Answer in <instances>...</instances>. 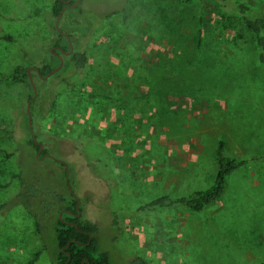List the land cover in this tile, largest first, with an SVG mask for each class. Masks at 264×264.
<instances>
[{
  "label": "rangeland",
  "instance_id": "1",
  "mask_svg": "<svg viewBox=\"0 0 264 264\" xmlns=\"http://www.w3.org/2000/svg\"><path fill=\"white\" fill-rule=\"evenodd\" d=\"M54 1L0 0V36L15 39H0V72L30 69L37 90L28 109L31 81H0V205L8 203L0 211V264H25L44 245L34 264H57L53 230L39 234L15 198L21 169L39 184L73 190L111 264H128L136 251L148 264L264 260V163L252 161L264 153V66L252 33L216 0L203 7L199 0H78L59 26L89 50V63L64 72L63 87V76L41 78L33 69L56 62ZM244 1L264 14V0ZM117 9L112 31L94 37L91 18ZM33 136L51 156L26 142ZM220 139L229 154L252 161L225 198L202 212L138 211L159 195L208 187Z\"/></svg>",
  "mask_w": 264,
  "mask_h": 264
},
{
  "label": "trees",
  "instance_id": "2",
  "mask_svg": "<svg viewBox=\"0 0 264 264\" xmlns=\"http://www.w3.org/2000/svg\"><path fill=\"white\" fill-rule=\"evenodd\" d=\"M182 1L188 4L196 0ZM199 1L203 7L204 0ZM216 1L220 10L226 15V18L236 17L243 27L252 33L259 62L264 66V14L255 13L253 8L244 0ZM71 2L76 3L77 0H72ZM65 5L64 0H55L52 3L50 15L54 18H58L62 11L65 12L70 8H65ZM120 13H122V11L118 9L114 10L100 21L92 17L91 19L95 24L93 30L94 37L101 38L102 35L100 34L102 31L105 32L103 36L112 31L113 28L111 29L110 21L114 19L115 15ZM96 22L103 24L100 27ZM202 22H204L203 12L201 15V23ZM55 32L61 37L60 39H64L66 44H63V41L60 40L54 43L53 46L60 45L68 50L69 44L66 37L60 33L59 27L55 26ZM69 35L71 38L74 37L71 33H69ZM1 38L9 41L15 40L11 35H2L0 36V39ZM202 41L203 29L201 28L198 34V46L202 44ZM49 52L55 58L56 62L51 64L48 63L40 67L42 74L45 76L57 68L61 61L51 49ZM65 60L63 67L55 73L56 75L63 76L59 82L63 87H65L68 82L67 77L62 75L64 72L70 69V67L79 71L84 70L88 66L89 50L76 46L75 50H73L71 55L66 57ZM3 79L21 83L24 81H31L28 70L15 72L11 76H4L0 72V81ZM30 85L31 100L35 95V86L32 82ZM41 96L42 95H40V97ZM26 142L37 150L40 149V145L36 142L34 136L26 138ZM43 152H47V149L44 148ZM6 155L11 157L12 153H6ZM216 161V176L208 187L197 189L183 195H173L171 193L159 195L145 204H142L138 208V211L178 207L202 212L207 206L225 198L229 188L233 184V177L238 170L246 165H250L252 161L264 163V153L254 156L252 161L248 159H239L228 153L225 140L220 139L216 149ZM60 165H65V163L60 162ZM14 177L19 181L15 198L19 202V205L33 217L37 232L44 237L47 230H53L57 251L54 255V259L57 264H111V253L102 247L98 225L84 217V207L81 202L79 203V198L73 193L72 189H68L66 192L61 187L39 184L29 178L22 169L17 172ZM6 206H8L7 202L1 204L0 211L5 210ZM8 210L9 209L6 211ZM80 210L82 211L81 215L78 214ZM115 223H117V219H115ZM45 248L46 245L42 246L37 252L36 257L25 264H34L41 253L45 251ZM128 264H148V262L136 251L129 257ZM258 264H264V260L260 261Z\"/></svg>",
  "mask_w": 264,
  "mask_h": 264
},
{
  "label": "flooded vegetation",
  "instance_id": "3",
  "mask_svg": "<svg viewBox=\"0 0 264 264\" xmlns=\"http://www.w3.org/2000/svg\"><path fill=\"white\" fill-rule=\"evenodd\" d=\"M65 1V8H67V7H71V6H73L74 4H76V3H70V0H64ZM57 20H58V18H57ZM56 27H59V30H60V33L64 36V37H66V39H67V42H68V44H69V49L68 50H66V49H64L62 46H60V45H55V46H53L52 48H51V50H52V52H54V54L55 55H57L59 58H60V60H63V64L65 63V59H66V57H69L70 55H71V53L73 52V50H75V48H76V46L73 44V42H72V38L70 37V35H69V33H67V32H65V31H63L61 28H60V26H59V22H58V25H57V23H56ZM61 37L60 36H58V39H57V41L56 42H58V41H60V40H62L63 42V44H66V42L64 41V39H60ZM55 42V43H56ZM73 46V49H72V46ZM59 51V52H58ZM60 64H61V61H60ZM59 64V65H60ZM59 67V66H58ZM58 67L57 68H55L52 72H50V73H48L46 76L45 75H43L42 74V72H41V70H40V67H33V69H35V71H36V73L38 74V76L39 77H41V78H46V77H48L51 73L52 74H55L54 72H57L56 70L58 69ZM28 72H29V75H30V77L32 76V74H31V70L30 69H28ZM51 74V75H52ZM43 150H44V147L42 148V150L40 151V149H38V154H42V156L44 157L45 155L47 156H49L50 154H48L47 152H43Z\"/></svg>",
  "mask_w": 264,
  "mask_h": 264
},
{
  "label": "water",
  "instance_id": "4",
  "mask_svg": "<svg viewBox=\"0 0 264 264\" xmlns=\"http://www.w3.org/2000/svg\"><path fill=\"white\" fill-rule=\"evenodd\" d=\"M77 1H78V0H77ZM62 15H63V11L61 12V14H60L59 17H58L57 25H58V22L60 21ZM71 46H72V45H71ZM72 49H73V46H72ZM62 65H63V60H61V64L59 65L58 69H60V68L62 67ZM30 80H31V82L33 83L31 77H30ZM33 85H34V83H33ZM34 86H35V85H34ZM36 96H37V90H36V88H35V95H34L33 98L29 101V103H28V109H30L31 102H32V100H33ZM30 118H31V117H30ZM36 142H37V141H36ZM39 145H40V151H41L42 148H43V144L39 143ZM45 156H46V155H45ZM49 156H51V155H49ZM66 166H67V165H66ZM68 173H69V170H68V166H67V174H68ZM67 180L69 181V177H68V176H67ZM79 203H80V200H79ZM78 208H79V205H78ZM78 214L81 215V214H82V211L80 210Z\"/></svg>",
  "mask_w": 264,
  "mask_h": 264
}]
</instances>
